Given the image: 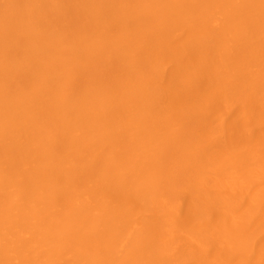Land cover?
Here are the masks:
<instances>
[{
  "label": "bare ground",
  "instance_id": "bare-ground-1",
  "mask_svg": "<svg viewBox=\"0 0 264 264\" xmlns=\"http://www.w3.org/2000/svg\"><path fill=\"white\" fill-rule=\"evenodd\" d=\"M0 264H264V0H0Z\"/></svg>",
  "mask_w": 264,
  "mask_h": 264
}]
</instances>
